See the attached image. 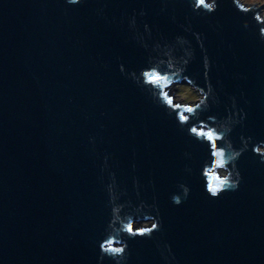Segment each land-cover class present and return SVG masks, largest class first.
Returning <instances> with one entry per match:
<instances>
[{
	"label": "water",
	"instance_id": "95a60500",
	"mask_svg": "<svg viewBox=\"0 0 264 264\" xmlns=\"http://www.w3.org/2000/svg\"><path fill=\"white\" fill-rule=\"evenodd\" d=\"M255 4L0 0V264H264Z\"/></svg>",
	"mask_w": 264,
	"mask_h": 264
},
{
	"label": "rangeland",
	"instance_id": "374dc122",
	"mask_svg": "<svg viewBox=\"0 0 264 264\" xmlns=\"http://www.w3.org/2000/svg\"><path fill=\"white\" fill-rule=\"evenodd\" d=\"M212 0H205V2L207 4H210ZM239 2H241V5H252L255 4V6H259L261 4H263L264 0H238ZM264 14V9L261 11L260 13V17H262ZM175 90H178V98L181 97H202V95L194 90L190 85L186 84V83H178V86H175ZM196 105V103H189V106H194ZM224 169L223 167H219ZM148 222H152V221H148ZM135 224H142V222H135Z\"/></svg>",
	"mask_w": 264,
	"mask_h": 264
},
{
	"label": "snow or ice",
	"instance_id": "6c2138e0",
	"mask_svg": "<svg viewBox=\"0 0 264 264\" xmlns=\"http://www.w3.org/2000/svg\"><path fill=\"white\" fill-rule=\"evenodd\" d=\"M200 3L204 4V0H200ZM155 79H159V77H156ZM209 138H211V134H209ZM210 190L212 191V193H215L217 191V188L212 187V188H210Z\"/></svg>",
	"mask_w": 264,
	"mask_h": 264
},
{
	"label": "clouds",
	"instance_id": "9594fccd",
	"mask_svg": "<svg viewBox=\"0 0 264 264\" xmlns=\"http://www.w3.org/2000/svg\"><path fill=\"white\" fill-rule=\"evenodd\" d=\"M70 2H71V3H75L76 0H70ZM209 10H211V6H209ZM216 194H217L216 192H215V193H212L213 196H215Z\"/></svg>",
	"mask_w": 264,
	"mask_h": 264
}]
</instances>
